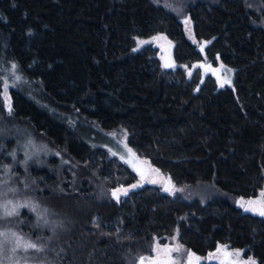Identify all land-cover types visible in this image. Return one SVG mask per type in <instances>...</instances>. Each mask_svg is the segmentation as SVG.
Segmentation results:
<instances>
[{"label": "trees", "instance_id": "obj_1", "mask_svg": "<svg viewBox=\"0 0 264 264\" xmlns=\"http://www.w3.org/2000/svg\"><path fill=\"white\" fill-rule=\"evenodd\" d=\"M159 34L174 69L136 48ZM204 62L232 68L233 86L188 75ZM114 132L188 193L113 199L138 180L97 144ZM8 183L19 199L2 196ZM263 188L264 0H0L1 210H21L22 239L43 248L25 261L138 264L177 236L200 256L229 245L264 264V216L241 206Z\"/></svg>", "mask_w": 264, "mask_h": 264}, {"label": "rangeland", "instance_id": "obj_2", "mask_svg": "<svg viewBox=\"0 0 264 264\" xmlns=\"http://www.w3.org/2000/svg\"><path fill=\"white\" fill-rule=\"evenodd\" d=\"M187 21V20H186ZM185 21V32L187 37L193 42L194 44L200 46L202 50H204V47L207 45V43H199L194 35L192 30V24L190 21ZM137 49L142 50L146 46H151L157 51L158 57L161 60L162 66L168 69H174L177 67L176 62L174 60V43L164 34H159L151 38H137ZM201 68L203 71V78L207 74H211L215 76V78L218 81L219 87H227V86H233V78H234V71L232 68L224 65L223 63H219L217 66H213L210 63L204 62V63H196L193 65L192 68L188 69V75L191 76L193 72L197 69ZM228 81V82H225ZM20 83L19 78L17 75H11L5 77V82L3 86L2 91V97L3 102L7 110L9 111V105L13 106V99L11 95V89L18 86ZM223 85V86H222ZM100 134V132H98ZM107 143H100L96 142L102 147L107 148L109 153L112 157H115L119 159L122 163H124L126 166H128L134 173L137 174L138 180L137 182L128 185V186H120L118 188L112 189L111 193L116 191L117 189H126L127 194H124L123 191L118 192L117 196L113 199L117 200L118 202H122L125 200L129 194L133 191H136L143 187L144 185H155L160 186L164 190L165 193L169 195H175L177 193L186 194L188 193V190L185 187H177L170 178L165 176L160 170H158L156 167H154L149 160L144 159L143 157H140L128 144L127 135L124 133H112L107 135ZM133 185H136V187H133ZM167 189V190H166ZM264 193V188L259 192L258 196L256 198H253L251 200L257 201V200H264V196L261 194ZM2 196L4 197H13V199H19L16 195L15 189L8 183L5 184L2 191ZM6 197V198H7ZM249 201V200H248ZM7 201H3V199L0 200V213L4 214V210H1L3 207H1L2 203H6ZM20 201L18 200V203ZM241 202H246L242 200ZM17 203V201H16ZM247 206V205H246ZM13 207V204L9 207H7L8 211H11ZM245 209V207H244ZM18 214L5 217V215L0 214V232H8L9 233V244L7 245L6 254L0 256V259L3 260L4 264H14L15 260H19L20 264H30L29 261H25L24 256L28 255L29 252H25L23 248H20L15 254H13L10 249L14 247V238L11 237V233H16L17 237L21 238L20 242L21 244L25 243L23 238H26L25 234L21 231L19 228L21 222H20V212L21 210H16ZM29 212V211H28ZM250 213L259 215L257 212L254 211H248ZM32 214V212H31ZM29 239V238H26ZM31 240V239H29ZM29 240L27 242H29ZM159 245L160 249L165 248H176L177 246L181 247V251L179 252H172L171 256L172 259L177 261V264H187V259L189 253L194 254L191 258L193 261V264H204V263H216L221 264L222 261L227 264V261L233 260L236 261V264H245V262L254 260L256 264H259V262L253 257L249 256L247 257L245 255V250L243 249H236L231 248L229 245H219L215 251L210 252L206 256H200L193 252H190L187 250L178 240L177 236H174L173 238H170L166 244H160L157 242L155 244V247L153 249V252L151 255H147L144 257H155L156 256V247ZM38 247H40V244H37ZM220 248L221 251L217 252V249ZM225 248L227 251H225ZM239 251L241 255L239 257L236 256H229V253H235ZM196 257H199V261L196 260ZM24 258V259H23ZM39 258H42L45 260V258L42 257V255H38L35 261H39ZM47 260V259H46ZM37 263V262H36ZM41 264V263H40Z\"/></svg>", "mask_w": 264, "mask_h": 264}, {"label": "snow or ice", "instance_id": "obj_3", "mask_svg": "<svg viewBox=\"0 0 264 264\" xmlns=\"http://www.w3.org/2000/svg\"><path fill=\"white\" fill-rule=\"evenodd\" d=\"M187 23V21H186ZM15 67V66H13ZM228 82V81H225ZM223 86V85H222ZM9 111H11V106L9 105ZM133 187H136V185H133ZM167 190V189H166ZM123 191L124 194H127V190L126 189H117L116 191H114L112 193V195L114 197H116L117 199H119V197L117 196L118 192ZM262 196H264V193L261 194ZM10 203V202H9ZM247 205V206H246ZM241 206L245 207V211H254L257 212L260 216H264V200H257V201H253V200H249L246 202H241ZM5 207V217H9L15 214H18L16 212V209L13 208L11 211L7 210V205L4 206ZM11 237L14 238V247H12L10 249V251L15 254L20 248H23L25 251H27L28 249H33L35 251H43L42 247H38L36 243L33 242H25L23 244H21L19 237H17L16 233H11ZM9 244V233L8 232H0V256L5 255L6 254V250H7V245ZM181 251V247L177 246L176 248H165V249H160L159 245H157L156 247V256L155 257H139L138 258V264H177V261L172 259L171 253L172 252H179ZM221 249L218 248L217 252H220ZM225 251H227V249L225 248ZM194 254L189 253L188 255V259H187V264H193L192 261V256ZM229 256H236L239 257L241 255V253L239 251L235 252V253H229ZM196 260L199 261V257H196ZM0 264H4L3 260L0 259ZM14 264H20L19 260H15ZM221 264H225L224 261L221 262ZM227 264H236V261L233 260H228ZM245 264H256V262L254 260H250L245 262Z\"/></svg>", "mask_w": 264, "mask_h": 264}, {"label": "water", "instance_id": "obj_4", "mask_svg": "<svg viewBox=\"0 0 264 264\" xmlns=\"http://www.w3.org/2000/svg\"><path fill=\"white\" fill-rule=\"evenodd\" d=\"M114 197V196H113ZM115 198V197H114Z\"/></svg>", "mask_w": 264, "mask_h": 264}]
</instances>
